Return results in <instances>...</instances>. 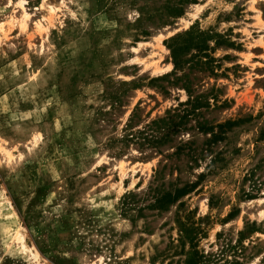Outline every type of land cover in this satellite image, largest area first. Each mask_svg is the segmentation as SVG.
Instances as JSON below:
<instances>
[{"label":"rangeland","instance_id":"obj_1","mask_svg":"<svg viewBox=\"0 0 264 264\" xmlns=\"http://www.w3.org/2000/svg\"><path fill=\"white\" fill-rule=\"evenodd\" d=\"M181 3L0 0V264H264V0ZM193 25L223 39L188 92ZM191 97L170 142L124 138Z\"/></svg>","mask_w":264,"mask_h":264},{"label":"trees","instance_id":"obj_2","mask_svg":"<svg viewBox=\"0 0 264 264\" xmlns=\"http://www.w3.org/2000/svg\"><path fill=\"white\" fill-rule=\"evenodd\" d=\"M181 4L187 3L189 0H180ZM169 17L171 18H179L183 15V9L179 6H171ZM213 37H218L223 39V37L219 34H210L209 32L201 31L196 29L195 25L189 28L187 31L177 34L176 36L170 38L166 41L167 47L171 52V57L174 64V75L177 78V81H181L182 79H188L187 74H183L182 77L177 76V72L183 71L184 68L188 67L190 70L195 67H206L214 61V59L210 55V46L209 41L213 39ZM228 43V42H224ZM215 44H220L217 40ZM170 75H165L163 78H168ZM179 78V79H178ZM185 88L188 92L189 84L187 80L185 82ZM199 100L195 98H190L186 103L180 104L178 107L169 110L166 112V116L163 118H157L152 120L149 124H147L144 128L133 131V128L128 124L130 134H126L124 138L126 140H138L141 146H150L152 148H157L162 144H166L171 141L173 135L179 133L185 128V124L191 119L192 116H195L197 106L199 105ZM190 107V108H188ZM132 123V120H130ZM199 128L201 131L204 128L199 124ZM207 133V131H205ZM181 150L178 147V151ZM204 175V174H203ZM202 175V176H203ZM196 186L194 184L181 189L175 190V192H164L159 197L156 198L155 205L159 209L168 210V208L178 202V200L188 193L192 192ZM133 194L129 193L128 196ZM126 198V197H124ZM183 230H187L186 225L183 224ZM204 256L196 253L192 256H188L185 260L184 264H205ZM209 263L217 264V262L211 261V259L207 260Z\"/></svg>","mask_w":264,"mask_h":264},{"label":"bare ground","instance_id":"obj_3","mask_svg":"<svg viewBox=\"0 0 264 264\" xmlns=\"http://www.w3.org/2000/svg\"><path fill=\"white\" fill-rule=\"evenodd\" d=\"M48 11L53 13V9H52L51 6L48 8ZM18 235H19V234H18ZM19 238H20V240L23 242V237H22V235H19ZM20 240H19V241H20ZM23 247L25 248L26 246L24 245Z\"/></svg>","mask_w":264,"mask_h":264}]
</instances>
